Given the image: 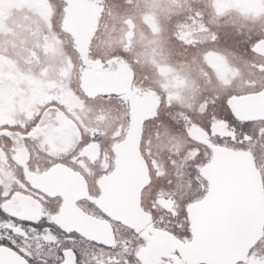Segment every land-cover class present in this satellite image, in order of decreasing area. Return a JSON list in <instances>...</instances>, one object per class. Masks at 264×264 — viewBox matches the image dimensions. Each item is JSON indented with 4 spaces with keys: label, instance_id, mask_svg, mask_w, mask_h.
Here are the masks:
<instances>
[{
    "label": "snow or ice",
    "instance_id": "1",
    "mask_svg": "<svg viewBox=\"0 0 264 264\" xmlns=\"http://www.w3.org/2000/svg\"><path fill=\"white\" fill-rule=\"evenodd\" d=\"M0 264H264V0H0Z\"/></svg>",
    "mask_w": 264,
    "mask_h": 264
}]
</instances>
